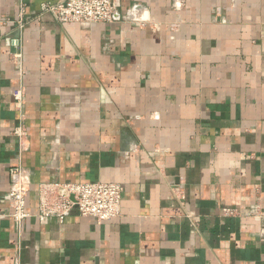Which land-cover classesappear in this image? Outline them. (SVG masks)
I'll use <instances>...</instances> for the list:
<instances>
[{
  "label": "crops",
  "instance_id": "0c3cea01",
  "mask_svg": "<svg viewBox=\"0 0 264 264\" xmlns=\"http://www.w3.org/2000/svg\"><path fill=\"white\" fill-rule=\"evenodd\" d=\"M114 1V23L62 24L0 0V264H264V0ZM96 181L119 217L36 218L40 185Z\"/></svg>",
  "mask_w": 264,
  "mask_h": 264
},
{
  "label": "built area",
  "instance_id": "2783aa9c",
  "mask_svg": "<svg viewBox=\"0 0 264 264\" xmlns=\"http://www.w3.org/2000/svg\"><path fill=\"white\" fill-rule=\"evenodd\" d=\"M41 11L51 14L56 21L62 24L69 23H114L117 17V5L114 0H42ZM20 31L27 24L21 7L15 21ZM12 46L17 49L13 55L16 76L23 78V62L19 49V40H11ZM16 107L23 104L21 88L13 94ZM14 135L22 147V140L26 136L24 129L18 127ZM11 182L7 195L10 207L8 215L12 221L21 227L29 215L26 212V196L28 185L26 174L22 167L10 169ZM122 188L118 183L87 182V183H44L38 188L39 221L45 219L64 220L73 210L82 217H89L97 223L119 217L121 212ZM224 215L233 214L232 210L224 209ZM187 217H190L187 215Z\"/></svg>",
  "mask_w": 264,
  "mask_h": 264
}]
</instances>
